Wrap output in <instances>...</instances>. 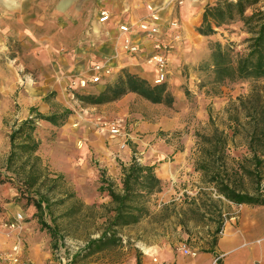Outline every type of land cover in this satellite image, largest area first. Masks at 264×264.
<instances>
[{
  "label": "rangeland",
  "instance_id": "374dc122",
  "mask_svg": "<svg viewBox=\"0 0 264 264\" xmlns=\"http://www.w3.org/2000/svg\"><path fill=\"white\" fill-rule=\"evenodd\" d=\"M57 2L54 7L36 3L32 7H21L16 0H0V207L1 212H8L2 216L0 226L18 236L15 240L26 243L25 250L31 243L38 245L39 253L46 250L45 264H68L63 263L62 258L70 256L69 264H136L144 249L151 246L169 244L183 253L184 247L192 252L209 247L215 228L211 219H216L217 214L208 207V199L217 202L222 214L227 201L194 169L198 135L210 134L214 127L224 129L228 164L252 169L251 162L245 161L252 155L248 148L252 123L245 117L240 101L254 92L264 95V77L214 83L203 62H207L210 44L218 41L228 49L235 63L248 50L247 39L251 35L248 27L235 21L215 28L211 37L201 36L195 30L191 45L188 46V39L187 46L183 47L177 32L163 39L159 27L158 33L151 37L138 31L133 22L135 35L149 38L148 49L134 38L139 44L136 54L125 52L121 43L110 52L99 49L97 41L92 39V11L98 10L95 0L85 4L80 19L66 14L67 7ZM176 2L181 4L182 0ZM261 6L264 0L257 4ZM94 32H98L97 26ZM51 33H54V45L46 46L44 43ZM156 42L164 45L160 53L166 67L163 78L155 82L159 78L158 70L146 60L154 53ZM120 54L145 60L153 66L156 76L151 84L165 82L174 96L173 104H154L136 94L125 116L116 114V108L80 100L81 95L97 94L123 72L135 73L122 67ZM112 55L120 59L119 62L112 60ZM93 65L103 66L102 80L80 87L78 80L88 78L82 75H93ZM175 75L180 77V82ZM177 94H181V102L176 101ZM253 103L249 102V107ZM31 108L45 115L68 108L71 114L58 127L44 120L36 121L33 136L38 147L34 156L16 149L17 157L8 168L9 134L16 122L30 117ZM173 115L178 121L175 129H158L153 139L148 131L137 126ZM133 122L138 123L135 137L131 136ZM112 125L119 128L115 135L109 130ZM253 145L262 157L264 144L256 141ZM125 148L140 164L149 157H160L155 154L166 148L168 155L161 156L155 164L163 170L156 173L160 177L171 178L167 172L175 152V159L184 154L185 168L168 181V196L157 191L154 192L157 196L153 193L146 198L148 214L139 223L119 227L116 235L108 234L103 244L78 254L90 239L99 237L106 229L112 203L107 192L100 191L99 187L108 183L119 190L121 150ZM30 165L34 166L33 172H38L39 179L34 187L27 189L21 179L26 178ZM15 170L20 171L19 176H14ZM86 170L96 175L84 174ZM260 172L264 176V165ZM239 173L243 187L252 191L254 176L242 170ZM262 185L264 180L261 181L264 188ZM37 186L38 194L35 193ZM40 195L47 199L42 203L45 206L42 211L33 204ZM4 204L9 209L3 208ZM12 222L16 227L10 229ZM42 223L50 226L51 232L43 228ZM152 259L156 260V254Z\"/></svg>",
  "mask_w": 264,
  "mask_h": 264
},
{
  "label": "trees",
  "instance_id": "16d2710c",
  "mask_svg": "<svg viewBox=\"0 0 264 264\" xmlns=\"http://www.w3.org/2000/svg\"><path fill=\"white\" fill-rule=\"evenodd\" d=\"M261 0H216L204 6L201 21L196 27V32L204 37H211L215 34V28L228 25L235 21H241L248 27L251 34L248 37V50L233 63L228 49L218 41L210 44L207 62H203V67L213 76L214 83L225 81L234 82L247 78L264 77V6L257 7ZM250 10V13H247ZM132 92L143 99L154 103L171 106L174 96L168 89L165 82L151 84L145 78L130 72H123L116 80L106 83L97 94L81 95L80 100L89 104H104L120 99L123 95ZM249 102L252 103V106ZM240 106L244 110L245 117L252 123V130L249 133L248 148L251 157L245 158L246 162H251L252 169H247L243 165L233 167L228 164L226 155L227 134L224 129L213 128L210 134L198 135L196 142L198 156L194 169L200 171L206 178V182L212 187L214 192L234 204H256L264 205V188L261 181L260 168L264 165V155L259 156L254 147V143L264 144V95L254 92L246 99L240 101ZM30 117L16 122L9 134L10 152L7 157V166L12 164L17 157L16 149L27 152L32 156L38 147V141L33 136L36 121L44 120L53 126H61L65 119L71 114L68 108L50 114H42L36 108L30 109ZM237 119V118H236ZM235 119V120H236ZM18 140V143H17ZM34 156V155H33ZM37 159V158H36ZM26 178H22V185L27 189L34 187L38 182L39 174L33 172V165L28 167ZM24 167L21 165V170ZM120 189L115 190L112 185L106 183L100 185V191H106L110 197L112 207L109 210L110 216L106 221L104 229L99 237L90 239L83 251L93 246L103 244L107 240V235L115 236L119 227L137 223L144 215L148 214L145 205L146 198L157 192L161 188V182L155 172V165L140 164L135 157L127 165L121 164ZM254 176V188L247 191L240 181V171ZM19 170L13 171L14 176H19ZM11 178H9L10 180ZM38 186L35 193L38 194ZM45 195H40L34 201V206L38 211H42L45 206ZM208 207L217 214L215 228L212 231V241L209 247L215 245L217 237L221 231L224 216L218 209L216 201L208 199ZM48 206V203H46ZM165 206V205H164ZM0 207V212H1ZM42 227L48 232L52 228L46 223ZM202 251L206 248L200 249ZM78 257V255H74ZM219 264V260H216ZM136 264H140L137 258Z\"/></svg>",
  "mask_w": 264,
  "mask_h": 264
},
{
  "label": "crops",
  "instance_id": "0c3cea01",
  "mask_svg": "<svg viewBox=\"0 0 264 264\" xmlns=\"http://www.w3.org/2000/svg\"><path fill=\"white\" fill-rule=\"evenodd\" d=\"M16 1L19 2L21 7L25 5L26 7H32V5L35 3L38 6L54 7L56 3V0ZM95 1L97 3L98 10L92 11V32L94 34L92 39L93 41H97V47L99 49H108L110 52H112L113 48L118 46L121 42V37L117 30L118 23L126 22L132 24L133 22L137 23L140 20H147L149 18L147 5H153L158 13V23L162 31L161 38L169 39L170 35H173L175 32H177L181 37V45H183V47L185 45L187 46L186 41L188 39L190 40L188 46L191 45L194 37L195 27L201 21V14L204 6L208 3H213L215 0H182L181 4H178L176 0ZM88 2L89 0H58L57 3L67 7L65 8V10L67 9L66 14H71L72 16H76L78 19H80L81 15L84 13V6ZM101 10H106L110 14L109 20L105 23H100L98 21V16ZM172 21H177V25H171ZM94 26H97L98 28V32L96 33L94 32ZM133 28H136V26ZM134 38H136V40L139 41L141 45L145 44V48L148 49L149 38H140L136 35H134ZM46 39L47 41L44 43L46 46L54 45V33H51L50 35L48 34ZM141 47L142 46H140V48ZM190 49L193 48L190 47ZM192 52L195 53L194 49ZM180 55H182V53ZM187 55L189 56L191 53L189 52ZM120 57V64L123 65L122 67H127L129 71L137 73L150 83L156 76V69L153 66L146 64L145 60L141 61L136 57L127 55L123 57L122 54H120ZM111 58H113L112 60L118 62L120 60L116 59L113 55ZM82 76L89 77L90 75ZM175 79H177V82H180L179 76L175 75ZM173 89L176 90V86L174 87L173 85ZM134 96H136V94L129 92L120 99L104 103L101 106H110L112 108H116V114L126 116L128 114V106ZM181 99V94H177L176 101L181 102ZM137 124V122H133L132 126H134V129L131 133V136L135 137V127ZM177 125V116L173 115L171 118H158L150 123L142 122V124H138L137 126H139L141 130L148 131L150 133V139H153L154 132L156 130L163 128H171V130H174ZM169 146L171 147V145ZM168 152L169 151L165 148V150L156 153L155 155L160 154V157L162 156L163 158L168 155ZM175 153L171 156L174 160L171 161V167L167 172L171 178L160 177L158 174L160 173V170L161 172L163 170L162 168L155 167V171L158 173L157 175L161 182L159 194H163V196H168L170 194V191L168 190L169 185L167 184L168 181L172 180L173 175L181 173L185 168L184 154H182V157H179V159H175ZM160 157H149L144 161V164L155 165L156 162L159 161ZM121 158L123 164H129L132 159L131 151L127 148L122 149ZM90 172L94 176L96 175L94 171L87 170L84 172V174H89ZM120 177L118 178L119 180ZM164 183L166 184L165 186ZM163 189H167V194ZM155 195L157 196V193H154V196ZM3 208L9 209V207H7L5 204ZM7 213L8 212L2 211L0 213V220L2 216H6ZM223 216V224L217 237V241L212 247H207V250H197V252L194 254H184L181 251H175L169 244H164L158 247L151 246L144 249V254L141 259H139L140 264H217V257L219 264H264V205L234 204L227 201ZM26 236H30V234ZM17 237L15 234H10L8 230L0 226V255H2L3 252L12 245ZM25 245L26 243L21 240L22 256L24 258L30 260L33 264H45L46 255H48L46 250H42L41 253H39L37 249L38 245L36 246L35 243L29 244L25 250ZM154 254H156L155 261L152 259Z\"/></svg>",
  "mask_w": 264,
  "mask_h": 264
},
{
  "label": "built area",
  "instance_id": "2783aa9c",
  "mask_svg": "<svg viewBox=\"0 0 264 264\" xmlns=\"http://www.w3.org/2000/svg\"><path fill=\"white\" fill-rule=\"evenodd\" d=\"M180 3V0H178ZM147 10L149 11L148 19L142 20L136 23L138 31L144 33L145 35H150L151 37L155 36L159 31V25H158V13L155 10L154 6L147 5ZM110 18V14L106 10H101L98 16V21L100 23H105ZM171 25L175 26L177 25V21H172ZM133 24H129L126 22L118 23L117 30L120 35L121 39V47L124 49L125 52L129 54H136L139 50V44L134 39V35L137 33L135 29H133ZM161 46L164 47V45L156 42L153 45L154 53H152L149 58L146 60V63L153 64L154 67L158 70L159 73V79L158 81L163 78V71L166 67L165 58L160 53ZM93 75H91L88 78H82L78 80V83L80 87H83L87 84V82L96 83L100 82L102 80V75L104 68L102 65H93L91 68ZM112 135H115L119 132V128L117 125H112L109 128ZM18 218H20V215H18ZM10 229H13L16 227V224L14 222L9 224ZM184 254H194L195 252H192L189 248L184 247L183 248ZM218 257L216 258V260ZM63 263H70L71 256L70 257H63L62 258ZM0 264H33L30 260L24 258L22 256V246L21 242L19 240H15L11 247L3 252L2 255H0Z\"/></svg>",
  "mask_w": 264,
  "mask_h": 264
},
{
  "label": "bare ground",
  "instance_id": "6f19581e",
  "mask_svg": "<svg viewBox=\"0 0 264 264\" xmlns=\"http://www.w3.org/2000/svg\"><path fill=\"white\" fill-rule=\"evenodd\" d=\"M11 2V1H10ZM159 78L155 79V82L158 81Z\"/></svg>",
  "mask_w": 264,
  "mask_h": 264
}]
</instances>
